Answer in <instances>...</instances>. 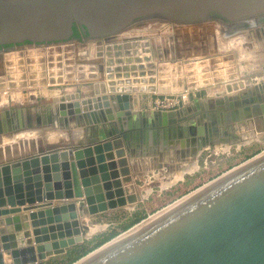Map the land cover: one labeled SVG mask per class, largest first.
I'll use <instances>...</instances> for the list:
<instances>
[{"label": "water", "instance_id": "1", "mask_svg": "<svg viewBox=\"0 0 264 264\" xmlns=\"http://www.w3.org/2000/svg\"><path fill=\"white\" fill-rule=\"evenodd\" d=\"M160 21L168 26L147 32ZM206 23L220 24L226 36L264 30V0H0V90L106 78L112 93L96 84V96L63 97L59 117L1 112L3 133L70 117L89 116L96 125L87 141L0 164V264H44L96 232L90 215L137 205L142 193L135 186L129 193L126 182L133 153L144 146H205L225 134L238 139L233 128L264 118V83L236 98L195 101L193 110L160 116L136 110L139 94L173 98L169 93L185 86L175 78L178 64L169 69L157 60L162 49L153 39L167 35L176 60L172 26ZM58 44H65L64 77L53 70L49 76L47 48ZM111 241L73 264H264V153Z\"/></svg>", "mask_w": 264, "mask_h": 264}, {"label": "rangeland", "instance_id": "2", "mask_svg": "<svg viewBox=\"0 0 264 264\" xmlns=\"http://www.w3.org/2000/svg\"><path fill=\"white\" fill-rule=\"evenodd\" d=\"M145 26L147 24L143 27ZM167 26L168 24L160 21L146 29L149 32L154 29L162 30ZM172 28V35L176 38V60L171 58L167 35L155 37L153 42L155 48L162 49V54H155L159 62L168 63L169 69L171 65L177 64L182 69V72L176 73L175 78H183L184 89L169 93L175 95L179 101L169 106L162 103L155 105L154 101L157 99L155 97L149 106L137 105L136 110L146 111L147 116L152 113L160 116L162 112H178L182 108L193 110L196 107L195 101L222 97L236 98L244 94L248 88L264 83L262 63H259V60H264L263 27L255 26L229 36L225 35L226 29L217 23L198 26L173 25ZM64 46L65 44H58L47 48V57L50 58L47 63L51 65L49 76L53 70L54 75L64 77L67 65ZM84 85L87 84L75 80L23 89L5 88L0 90V115L4 110L25 109L29 113L33 109L40 111L41 114L54 112L55 116L59 117L58 106L62 98L86 95L82 92ZM217 86H220L221 90L208 92L210 88ZM11 92L15 95V100L11 99ZM180 94H187V98L182 101L181 97H178ZM90 111L92 109L87 107V113ZM91 124L89 116L70 117L61 122L55 120V124L51 125L45 122L40 128L25 132L3 133L0 118V164L55 148L79 144L91 135V133L88 135ZM79 129L82 130L81 136L73 139L72 135ZM231 131L235 132L238 139H232L225 134L219 137L220 145L215 142L200 152H197L196 146L192 149L178 146L170 150L166 147L144 146L140 152L133 153L130 165L132 173L127 177V189L132 193L135 186V191L146 194L145 197L134 208H120L113 212L99 210L90 215L89 224L97 228L96 232L66 254L51 257L44 264H73L75 259H81L103 245L98 246L99 244L111 241L179 198L264 151V118H259L248 126L233 128ZM237 140L241 141L240 146L237 145ZM227 145H230L229 149H226ZM193 165L197 166L196 170L184 173L186 167Z\"/></svg>", "mask_w": 264, "mask_h": 264}, {"label": "crops", "instance_id": "3", "mask_svg": "<svg viewBox=\"0 0 264 264\" xmlns=\"http://www.w3.org/2000/svg\"><path fill=\"white\" fill-rule=\"evenodd\" d=\"M262 60V59H261ZM259 60L260 62L259 63H262V64H264V60ZM107 79L106 78H104L103 80H99V79H96V80H92V81H89V82H87V83H85V84H87V85H84V86H82V88H83V90L84 91H82V92H85L86 93V95H85V97L86 98H89V97H91V96H96L95 94H94V89H95V85L96 84H103V85H106V87H107V92H106V94L107 95H112V93H110L109 91H108V86H107ZM27 88H29V87H27ZM81 88V89H82ZM8 89V88H7ZM23 89V88H22ZM131 95H134L133 93H131ZM138 96V99H137V101H136V103L138 104V106H142V107H144V106H149L152 102H153V99L155 98V97H158V95L157 94H139V95H137ZM215 99V98H214ZM196 106V105H195ZM196 107H194L193 109H195ZM146 110V109H145ZM96 124H94L92 127H94ZM89 131H88V135H89V133H91V131H94L92 128H90V129H88ZM91 130V131H90ZM81 133H82V130L81 129H79V131L77 132V133H74V135L76 136V137H79V136H81ZM90 135L87 137V138H85V140L87 141V140H89L90 139ZM62 201H64V200H61V199H59V200H56V199H54V200H52V202L54 203V204H60ZM28 205V204H27ZM7 208H10V207H7ZM23 208V207H22ZM23 213L24 214H28L29 213V211H23ZM9 216H11V215H9ZM4 256H5V262L6 263H9L10 261H11V259H10V257L8 256V254L7 253H4Z\"/></svg>", "mask_w": 264, "mask_h": 264}, {"label": "bare ground", "instance_id": "4", "mask_svg": "<svg viewBox=\"0 0 264 264\" xmlns=\"http://www.w3.org/2000/svg\"><path fill=\"white\" fill-rule=\"evenodd\" d=\"M193 51V50H192ZM213 129H214V127H213ZM215 130V129H214ZM224 131V130H223ZM216 141V140H215ZM220 139H217V142H216V144L217 145H220ZM234 142H235V139H234ZM237 142V145L238 146H240L241 145V141H239V140H237L236 141ZM190 145V144H189ZM192 146V144L190 145V147ZM171 148H174L175 147V145L174 146H170ZM170 147H169V150H170ZM178 147V146H177ZM190 147H188V149H190ZM196 147H197V152H200L201 150H203V149H205V148H207V147H209V144H207V145H205V146H203V145H201V144H197L196 145ZM229 149L230 148V145H227V147H226V149ZM186 149V148H185ZM184 149V150H185ZM191 149H192V147H191ZM194 150H196V149H194ZM193 150V151H194ZM191 152V151H190ZM262 153H264V151L263 152H261V153H259V154H257V155H255L254 157H256V156H258V155H260V154H262ZM193 155H194V153H193ZM254 157H252L251 159H253ZM251 159H249V160H251ZM249 160H247V161H245L244 163H246V162H248ZM243 163V164H244ZM242 165V164H241ZM241 165H239V166H241ZM239 166H237V167H239ZM196 165H193V166H188V167H186L185 169H184V173L185 172H188V171H194V170H196ZM237 167H234L233 169H231V170H229V171H227L226 173H228V172H230V171H232V170H234L235 168H237ZM184 173H182V174H184ZM226 173H224V174H226ZM223 174V175H224ZM223 175H221V176H223ZM219 178V177H218ZM177 181V180H176ZM175 181V182H176ZM214 181V180H213ZM212 182V181H211ZM173 183V182H172ZM171 183V184H172ZM209 184V183H208ZM205 185H207V184H205ZM204 185V186H205ZM204 186H202V187H204ZM201 187V188H202ZM200 189V188H199ZM198 190V189H197ZM196 191V190H195ZM195 191H193V192H195ZM147 192V191H146ZM193 192H191V193H193ZM191 193H189V194H191ZM188 194V195H189ZM145 195L146 194H140V196H141V199H143L144 197H145ZM188 195H185V196H183L182 198H179L178 200H176L175 202H173L172 204H174V203H176V202H178L179 200H181V199H183L184 197H186V196H188ZM172 204H170L169 206H171ZM136 204H132L131 206H128V207H131V208H134V206H135ZM169 206H167V207H169ZM167 207H165V208H163L162 210H160V211H158V212H156L155 214H153V215H151L150 217H148V218H146V219H144V220H142L141 222H139L138 224H136V225H134L132 228H130L129 230H127V231H125L124 233H122V234H120L119 236H117V237H115L114 239H112V241H114L115 239H117V238H119L120 236H122V235H124L125 233H127V232H129L130 230H132L133 228H135V227H137L138 225H140L141 223H143V222H145L146 220H148L149 218H151V217H153L154 215H156V214H158L159 212H161V211H163L164 209H166ZM111 241V242H112ZM109 243H110V241H109ZM106 246V245H105ZM93 254V253H92ZM92 254H90V255H92ZM89 255V256H90ZM87 258V257H86ZM85 259V258H84ZM83 259V260H84ZM82 261V260H81ZM81 261H79V262H81ZM78 262V263H79ZM77 264V263H76Z\"/></svg>", "mask_w": 264, "mask_h": 264}, {"label": "built area", "instance_id": "5", "mask_svg": "<svg viewBox=\"0 0 264 264\" xmlns=\"http://www.w3.org/2000/svg\"><path fill=\"white\" fill-rule=\"evenodd\" d=\"M178 97H181V100L184 101V99L187 98V94H180V95H178ZM177 101H179V100L177 99V97L175 95L173 98H169V97L160 98L158 96L157 99L154 101V104L159 105L162 103V105L164 104V105L169 106V104L177 103Z\"/></svg>", "mask_w": 264, "mask_h": 264}, {"label": "trees", "instance_id": "6", "mask_svg": "<svg viewBox=\"0 0 264 264\" xmlns=\"http://www.w3.org/2000/svg\"><path fill=\"white\" fill-rule=\"evenodd\" d=\"M75 29V36L76 37H80V32H79V30L77 29V28H74ZM102 244H105V243H101V244H99L98 246H100V245H102ZM80 258V257H79ZM78 259V258H77ZM77 259H75V260H77ZM74 260V261H75ZM79 260V259H78ZM74 261H73V263H74ZM76 262V261H75Z\"/></svg>", "mask_w": 264, "mask_h": 264}]
</instances>
